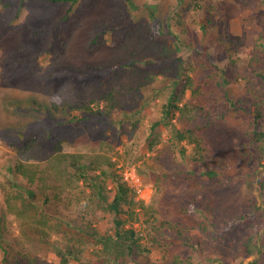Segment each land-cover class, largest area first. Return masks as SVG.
I'll return each instance as SVG.
<instances>
[{
  "label": "rangeland",
  "instance_id": "374dc122",
  "mask_svg": "<svg viewBox=\"0 0 264 264\" xmlns=\"http://www.w3.org/2000/svg\"><path fill=\"white\" fill-rule=\"evenodd\" d=\"M102 24L116 29L97 36ZM71 66L100 69L87 79L56 75ZM68 80L95 99L91 117L51 106L50 90ZM13 128L28 131L19 137ZM257 128L264 129V0H0V163H12L26 144L47 157L62 143L67 153L103 156L118 178L119 166H136L152 197L130 192L123 207L127 225L145 233L139 260L129 264H169L175 246L191 264H264V249L241 251L252 232L264 242ZM65 172L87 204V181L69 166ZM84 213L101 235L115 233L114 213L92 205ZM200 222L204 232L193 229ZM3 226L2 239L13 243L19 220L6 213ZM52 240L55 248L33 244L44 264L109 263L101 245Z\"/></svg>",
  "mask_w": 264,
  "mask_h": 264
},
{
  "label": "trees",
  "instance_id": "16d2710c",
  "mask_svg": "<svg viewBox=\"0 0 264 264\" xmlns=\"http://www.w3.org/2000/svg\"><path fill=\"white\" fill-rule=\"evenodd\" d=\"M26 0H21L23 3ZM40 2L64 3L70 2L71 5L78 0H36ZM199 5V4H198ZM67 17L64 16L62 20ZM97 36L100 33L104 34L116 29V26L102 24L97 26ZM170 32L175 33L172 25H169ZM44 31V30H40ZM263 33L259 36L255 44V62L260 61V52L256 51L261 47V39ZM93 42L96 38H93ZM100 68L89 67L87 71L78 67H70L58 71L56 75L74 74L83 76L87 79L90 75H94ZM54 76L55 73L52 72ZM82 77V78H83ZM82 91L86 90L80 88ZM51 106L55 110H77L80 109L87 116L91 117L89 106L95 99L82 97L81 93H76L75 83L68 80L59 87H54L51 90ZM79 95V97H78ZM17 108L27 111L37 110L35 103H28V106H23L17 103ZM130 114H127L128 118ZM259 122V120L257 121ZM13 128L10 133L17 136H25L26 132ZM32 132V130H29ZM256 137L262 155L264 157V129L257 128L255 131ZM38 146L26 144L24 148H18L15 154V159L12 163L6 164V160L0 163V176L6 175L7 179L0 180V186L3 188V193H0V264H44L39 259L37 250L32 251L33 244L38 246V249H43L45 246L55 248L52 236L62 234L67 238V241L75 246L82 247L89 243L97 246L101 245L104 249V256L109 261L108 264H129L137 262L139 259L138 247L141 239L145 237L144 231L140 227H135L134 224L127 223L129 220L122 216L123 207L129 202V193L132 190L124 181L121 175L116 177L115 172H109L103 165L107 160H102L101 155L98 158L91 157L79 153L64 152L62 143L57 144L55 153L47 157H41L39 152H32ZM30 157H34L36 161H31ZM80 157H84L85 161H81ZM92 159L93 164L88 163L87 159ZM81 161V162H80ZM107 163H109L107 161ZM69 166L73 173L78 177L87 181L89 186L88 203H83L77 194L71 193L76 188L72 178L66 175L65 170ZM3 167L7 173L2 171ZM112 171V170H111ZM139 173V172H138ZM140 174V173H139ZM108 182L115 190V195L112 199L105 193ZM264 185V180L261 182ZM68 200V202H67ZM87 205H92L95 210L103 208L105 212L115 214V233L101 235L90 221V215L84 213V208ZM6 213H10L19 220V234L14 238L13 243L5 242L2 239L4 230L3 221ZM195 226L194 221L189 225ZM198 228H193L197 231L204 232L205 226L202 222ZM183 240L184 233L179 234ZM187 243V238L184 240ZM197 249L199 248L196 247ZM264 249V242H260L259 236L255 232L246 237V241L241 247V251L245 255H254ZM38 252V251H37ZM70 252V251H69ZM192 257L188 255L183 257L180 250L175 246L171 253L169 264H191ZM63 264L68 261L62 258Z\"/></svg>",
  "mask_w": 264,
  "mask_h": 264
},
{
  "label": "built area",
  "instance_id": "2783aa9c",
  "mask_svg": "<svg viewBox=\"0 0 264 264\" xmlns=\"http://www.w3.org/2000/svg\"><path fill=\"white\" fill-rule=\"evenodd\" d=\"M119 174L133 188L138 199L148 200L150 198L152 190L149 186L143 185L136 166L123 168L121 165Z\"/></svg>",
  "mask_w": 264,
  "mask_h": 264
},
{
  "label": "clouds",
  "instance_id": "9594fccd",
  "mask_svg": "<svg viewBox=\"0 0 264 264\" xmlns=\"http://www.w3.org/2000/svg\"><path fill=\"white\" fill-rule=\"evenodd\" d=\"M126 183H127V182H126ZM127 184H128V183H127ZM128 185H129V184H128ZM129 186H130V185H129ZM109 188H112V185H110ZM129 188L132 190L133 194L136 196V194H135L133 188H132L131 186H130ZM151 197H152V195L150 196V198H149L148 200H142V199H138L137 196H136V198H137L139 201H145V202L149 201V200L151 199Z\"/></svg>",
  "mask_w": 264,
  "mask_h": 264
}]
</instances>
